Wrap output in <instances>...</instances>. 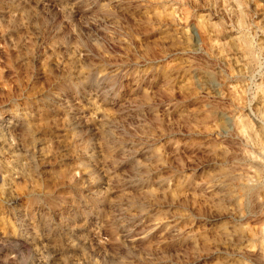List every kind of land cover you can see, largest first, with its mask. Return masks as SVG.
<instances>
[{"label":"clouds","instance_id":"obj_1","mask_svg":"<svg viewBox=\"0 0 264 264\" xmlns=\"http://www.w3.org/2000/svg\"><path fill=\"white\" fill-rule=\"evenodd\" d=\"M165 2L0 0V264H210L191 229L220 204L201 197L193 208L184 188L201 158L186 175L180 122L168 119L183 101L172 81L167 97L160 90L173 57L142 53L145 22L128 18ZM224 2L237 19L213 39L225 34L222 55H240L242 70L221 74L240 81L248 106L264 94V0Z\"/></svg>","mask_w":264,"mask_h":264},{"label":"rangeland","instance_id":"obj_2","mask_svg":"<svg viewBox=\"0 0 264 264\" xmlns=\"http://www.w3.org/2000/svg\"><path fill=\"white\" fill-rule=\"evenodd\" d=\"M213 2L215 8L198 6L192 0H166L128 18L133 24L141 19L145 22L148 39L134 41L142 53L147 46L149 56L173 57L163 64L160 90L167 97L164 87L172 81V95L183 101L175 111L169 109L168 119L180 122L172 131L181 142L179 159L186 161V175H192L190 157L201 158L189 181L191 187L184 186L188 199L193 208L201 197L215 196L220 204V210L213 213L214 220L197 221L191 230L200 233V243L211 256L210 264H264V164L260 163L264 159V94L258 93L244 106L248 98L238 96L240 81L224 82L222 70L241 71V57L223 56L219 45L225 34L221 32L213 39V33L222 19L235 23L237 18L229 20L224 0ZM204 3L199 0L200 5ZM238 35L233 31L227 38L234 40ZM209 52L211 55L206 54ZM192 60L197 63L189 72ZM188 144L194 148H185ZM167 151L174 152V146ZM169 159L179 163L176 156ZM177 182L174 178L173 183ZM208 184H212L211 191H207ZM206 240L216 243L205 244Z\"/></svg>","mask_w":264,"mask_h":264}]
</instances>
